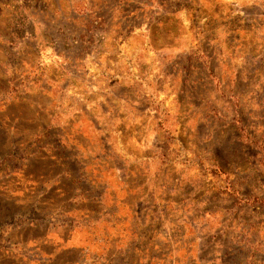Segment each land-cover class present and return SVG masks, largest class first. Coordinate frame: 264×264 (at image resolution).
Wrapping results in <instances>:
<instances>
[{
	"label": "rangeland",
	"instance_id": "1",
	"mask_svg": "<svg viewBox=\"0 0 264 264\" xmlns=\"http://www.w3.org/2000/svg\"><path fill=\"white\" fill-rule=\"evenodd\" d=\"M0 264H264V0H0Z\"/></svg>",
	"mask_w": 264,
	"mask_h": 264
}]
</instances>
